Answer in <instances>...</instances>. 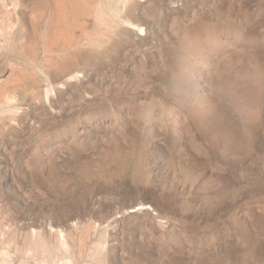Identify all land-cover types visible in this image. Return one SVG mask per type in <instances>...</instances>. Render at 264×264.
<instances>
[{
    "label": "rangeland",
    "instance_id": "rangeland-1",
    "mask_svg": "<svg viewBox=\"0 0 264 264\" xmlns=\"http://www.w3.org/2000/svg\"><path fill=\"white\" fill-rule=\"evenodd\" d=\"M0 264H264V0H0Z\"/></svg>",
    "mask_w": 264,
    "mask_h": 264
}]
</instances>
